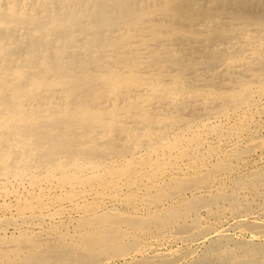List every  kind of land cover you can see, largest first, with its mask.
Here are the masks:
<instances>
[{"label":"bare ground","instance_id":"1","mask_svg":"<svg viewBox=\"0 0 264 264\" xmlns=\"http://www.w3.org/2000/svg\"><path fill=\"white\" fill-rule=\"evenodd\" d=\"M263 81L264 0H0V196L16 199L21 218L48 204L47 184L74 206L89 194L115 197L122 183L130 201L153 191L159 202L185 198L193 189L178 175L182 161L201 168L208 132L223 124L197 127L252 106ZM107 212L84 219L79 240L64 233L43 254L36 237L11 234L0 264H103L98 256L126 251L129 236L118 225L124 216ZM162 216L125 222L144 231L172 224Z\"/></svg>","mask_w":264,"mask_h":264},{"label":"rangeland","instance_id":"2","mask_svg":"<svg viewBox=\"0 0 264 264\" xmlns=\"http://www.w3.org/2000/svg\"><path fill=\"white\" fill-rule=\"evenodd\" d=\"M253 87H254L253 96L251 97L250 95V98L254 100L251 102L252 106L250 107L248 106V108L242 106L235 112L231 111L223 115H216V114L210 115V117L208 116L204 118V121H202L200 127H197V130L198 129L200 131L203 130L206 133L208 130H210V128L214 129L213 126L223 124L222 126H219L220 128H218V126L215 127L218 128V132H214V131L208 132V135L210 137L209 145L205 143L202 146V150L204 151L205 154L207 153V155L209 153L211 154H209L207 157L204 158V161H202L203 164L201 168H193L192 163L188 164L189 159L187 157L184 158V162L182 161V164H185L184 168H186L185 170L186 173L185 171H182L178 175L183 176V178L181 179L182 183L184 182L183 185L189 188L191 187V189H193V192L191 191L190 193L186 194L185 198L182 197L175 200H172V198H165L163 203L158 201L157 198L158 192L153 191L149 194L146 193L147 195L144 193L142 195L141 194L138 195L139 199L138 197L137 198L131 197V201H130V196L128 197V195H126L127 191H125L124 189L125 185L124 183H122L121 186L123 187L122 190H124V192L121 191L120 187L117 188L119 189L118 190L119 194L116 195L115 197L109 194L108 195L109 197L106 195V197L102 196V198H98L97 194L96 195L89 194L91 197L88 196L86 198H83L84 200L81 199L79 201L80 202L79 206H74L70 202L58 199V196L60 195V190L51 188L52 186H49L47 184V186L50 187V189L45 190L46 192L48 191V196H47L49 198L48 204L43 208H39V209H35L34 211L27 212L26 213V216H28L27 218L25 217L21 218L18 216L17 209L15 206L17 202L14 197L5 198L3 196H0V207H2L0 208V236H1L0 242L5 240L6 238L7 239L11 238V234H13L12 237L15 234L17 235L14 237H18L20 235H24L25 233H27V235L29 234V236L31 235V237L33 238L36 237L35 239L37 240V242L40 241L35 247L36 249L35 252L37 250H38L37 252L39 251L40 252L39 253L34 252V253L43 254V252L50 251L49 247L52 246V244H55L63 240L62 238H64L65 235L70 236V233L71 236L69 238L67 236L66 238L67 242L68 241L70 242L72 239L75 240V238L79 240L83 232V230L81 229L85 227L82 225L84 219H92L98 215L99 216L102 215L107 211H108L107 213H113V214L117 213L116 215L124 216L123 218L125 219L126 217H131V216L134 217L135 219H142L149 217L151 215H159L161 217L162 214L166 217V215L170 214V217H168V219L171 220L169 222H171L172 224L168 223V225H165L163 227L161 226L162 228H160L158 224L154 223L155 226L154 224L152 227L149 226L150 228H147L146 229L147 231L137 228V226L134 225L135 223L127 224L125 222V219H124L125 223L123 222V220H121L120 223H122V225L121 224L118 225L122 227L121 229L125 230L126 232L128 230L127 235H129L126 237L127 239L126 238L124 239L123 243L125 244L123 246L127 247V249H125L126 251L127 250L129 251L126 254V251H120L118 249L119 247L117 248L112 247V249L110 248L108 249L109 251L108 250L104 251V254H101V256L98 257L103 259H106L107 257V260L104 261L103 264H127V263L141 264L142 262L144 263L145 261L146 262L144 264H147L148 262H150L151 264H155V263L168 264V262L169 264H214V263L215 264H264V92H263L264 81L256 82L253 85ZM259 94L260 97H258ZM232 129L234 130L236 129V132ZM220 133L226 136H223L224 138H221L222 135ZM212 139L214 140L212 141ZM220 139L221 141L218 142V140ZM215 143L216 146L213 147ZM207 148L210 150H208ZM211 149H213L212 150L213 152L211 151ZM203 174L205 176H203ZM199 176L203 177L204 179L201 180ZM168 178H169L168 176H165L163 180H168ZM93 189L95 192H97L96 191L97 188H93ZM49 190H51L50 191L51 193L49 192ZM148 197H153V199ZM94 200L97 202V205ZM98 200L100 201L98 202ZM169 201H170V205H169ZM174 201L176 203L178 202L179 204L178 203L176 204ZM59 205L60 208L62 207L64 211L62 210V208L61 209L59 208ZM86 205H88L87 207L90 208L92 207L95 210V212H93V214H88L87 210H84L86 208ZM195 208L199 209V211ZM75 209L77 210V212ZM58 210H60L59 213H55L58 212ZM66 211H70V212L67 213ZM184 211L187 212L184 213ZM9 212L12 213L10 214ZM51 212L54 213V215ZM66 213L67 214L70 213L71 216L67 215ZM182 213H184L183 216L181 215ZM35 215H42V216L37 217ZM46 215L49 216L47 217ZM12 216L14 218L16 217L15 218L16 220H14ZM51 216L52 218H50ZM2 217L4 219H1ZM8 217H10V219L11 218L13 219L12 223L6 222L7 219H9ZM33 221L35 222L33 223ZM178 222H180V224L182 225H180ZM64 224L65 225L67 224L66 227ZM56 227L58 228L56 229ZM48 229L50 231H48ZM135 229L136 231H134ZM155 229L156 230L159 229L157 230L158 233L155 231ZM24 231L25 233H23ZM49 232L52 233L50 234ZM55 232L58 235L55 234ZM64 233L65 235L62 237ZM152 234L154 235L152 236ZM39 236L41 238H39ZM131 236L133 237V239H131ZM50 238L52 240H50ZM134 238H136V240H134ZM41 239H43L42 240V242L44 241L43 243L41 242ZM138 239L140 243L137 242ZM138 243L139 244L142 243V244L138 247L139 245ZM44 244L47 246H45ZM148 247H150L151 250H149ZM143 248L144 250H141ZM146 248L148 250H146ZM110 251L112 253L115 252V254H113L112 257ZM106 252L108 254H106ZM116 254H118L119 256H117ZM156 254H158L159 256ZM28 255L29 252L22 254V256L20 257L22 258V260L20 259V261L21 262H23V260L25 261L26 259H24V257L25 256L27 257ZM107 255H109L111 258ZM103 256H105V258ZM113 256H115V258H113ZM89 257L91 259H87V260H92L93 258H96L95 256H89ZM161 260L165 262H162Z\"/></svg>","mask_w":264,"mask_h":264}]
</instances>
